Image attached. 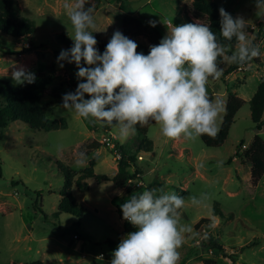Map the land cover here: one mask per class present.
<instances>
[{
    "label": "rangeland",
    "instance_id": "374dc122",
    "mask_svg": "<svg viewBox=\"0 0 264 264\" xmlns=\"http://www.w3.org/2000/svg\"><path fill=\"white\" fill-rule=\"evenodd\" d=\"M9 1L18 17L35 22L36 31L33 36L22 39L0 31V79L17 84L12 76L16 67L24 66L36 73L54 66L57 79L47 88L42 103L53 107L52 119H65L68 127L34 130L17 121L5 130L0 128V263L111 264L113 252L107 241L118 242L126 235L121 205L134 194L163 188L179 196V189L188 191L185 205L178 211L180 223L190 227L191 231L184 233L179 264L183 260L186 264H203L205 258L216 260V264H264V178L258 186L253 185L251 167L244 154L255 136L264 140V126L261 131L255 128L249 102L236 115L222 147H207L200 137L167 138L155 124L147 135L154 144L152 152H138L141 139L136 131L122 138L117 126H102L94 118L69 114L62 107L63 95L74 92L79 83L75 75L78 71L76 65L65 61L61 68L57 62L61 50L68 49L61 39L62 34L66 33L74 43L70 36L74 35V28L64 7L65 0ZM193 2L123 0V5H119L108 0H93L96 27L90 30L94 31L97 40L109 42L115 31L122 30L123 19L134 17L143 21L147 29L157 28L165 36L169 31L168 23L170 26L187 23L183 6L191 11ZM231 2H236L239 7L236 16H244L243 10L247 9L255 21L264 14V11L258 13L256 0ZM152 19L158 21L156 27L148 24ZM200 20L207 22L206 19ZM137 40L149 44L142 36ZM31 43L34 45L32 53L20 55V48H32ZM228 63L225 61L226 65ZM258 70L261 74L263 66ZM260 81L259 76L249 77L237 90L238 96L247 99L255 93ZM233 86L236 85L224 83L221 77L214 82L209 80L207 85L214 100L223 102L219 130L225 115L226 89L233 91ZM86 98H90L88 94ZM112 136L120 146L137 155L138 160L129 170L141 174L124 188V196L118 194L123 189L117 188L113 182L86 179V190L74 183L73 196L87 211L80 219L72 214L57 215L62 200L60 192L66 181L61 168L79 171L93 163L96 175L113 176L117 173L115 166L119 160L100 142L102 138ZM94 142L102 147L96 149L92 146ZM243 145L246 148L237 156V150ZM82 152L86 154V163L78 166L76 160ZM231 157L234 159L228 164ZM139 183L144 187L138 186ZM117 195L121 197L115 201ZM193 197L197 198V203H193ZM115 206L121 210L118 212ZM214 209L220 214L214 215ZM202 218L211 222L195 230ZM76 235L78 239H75ZM209 235L218 240L226 254L204 246ZM101 253L106 259H97Z\"/></svg>",
    "mask_w": 264,
    "mask_h": 264
},
{
    "label": "clouds",
    "instance_id": "9594fccd",
    "mask_svg": "<svg viewBox=\"0 0 264 264\" xmlns=\"http://www.w3.org/2000/svg\"><path fill=\"white\" fill-rule=\"evenodd\" d=\"M85 3H64L74 28V35H70L74 43L70 49L61 50L57 62L61 68L65 61L75 63L79 81L74 92L63 95L62 107L67 113L94 118L102 126H117L122 138L150 120L167 138L215 137L223 102L210 98L207 85L210 78L223 75L217 61L225 48L211 27L200 22L169 26L168 33L159 44L150 46L148 54L138 52L137 42L117 30L101 53L90 30L96 27L93 9L86 8ZM256 6L258 13L264 11V0H256ZM219 12L221 34L237 40L235 51L224 59L243 64L260 56L259 46L245 31V18L234 17L223 7ZM157 23L148 21L152 27ZM12 76L21 85L36 81L35 73L24 66L16 67ZM85 157L80 153L76 164L84 165ZM192 200L198 202L196 197ZM184 205L182 196L163 188L132 195L121 208L123 218L137 230L121 239L111 264H179L184 233L191 231L180 223L178 210Z\"/></svg>",
    "mask_w": 264,
    "mask_h": 264
},
{
    "label": "trees",
    "instance_id": "16d2710c",
    "mask_svg": "<svg viewBox=\"0 0 264 264\" xmlns=\"http://www.w3.org/2000/svg\"><path fill=\"white\" fill-rule=\"evenodd\" d=\"M108 1L123 5V0ZM95 6L96 5L93 4V0H86V8L91 7L94 11ZM220 8L221 7L216 2H212L210 0H194L191 11L187 6H184V16L187 23H205L200 19H206L207 22L205 24H208L211 27V30L216 34L218 42L222 46H224L226 50L237 45V40L235 37L229 40L223 37V35L221 34V17L219 12ZM231 14L233 15V13ZM258 28L260 30L256 31L254 27L249 24H246L245 28L247 35L255 36V39L252 42L257 46L263 38L262 27L260 24H258ZM0 31L15 39L29 38L35 34L36 24L31 19L18 17L17 13L13 10V6L9 0H0ZM121 32L124 35L128 36L130 39L136 41L138 44L137 51L143 52L144 54H148L150 51V46L159 44L161 39L164 37L163 33L159 29H147L143 21L134 17H125L123 19ZM140 36L146 38L150 44L146 45L136 40L137 37ZM61 39L66 44L67 48L70 49L73 43L70 41L68 35L66 33L62 34ZM97 41V47L99 48L101 53H103L108 42L104 40ZM31 47L32 48L23 47V50L19 52V54H31L34 45L32 44ZM252 61L259 62V58H253L252 60L247 61L243 64L232 62L230 66L224 71L223 76L226 77L231 73H234L235 71L248 66ZM217 63L219 67H223L224 54L223 56L218 58ZM70 64L75 65V63ZM35 75L36 81L34 83H26L23 85L14 84L10 81L0 79V128L2 130H5L9 126V124L17 121L27 124L31 129L34 130L51 131L67 129L68 124L66 120L61 119L60 121H57L55 119H52V114L54 112L53 107L49 105H43L42 103L47 88L52 85L57 79L55 67L50 66L45 71L36 72ZM209 80L214 82L218 79L210 78ZM227 92L228 93L224 120L217 135L215 137H211L206 134L199 136L207 147L219 148L225 144L235 122L236 115L247 103L244 99L229 91V89L227 90ZM209 96L214 100V96L212 94H209ZM249 104L251 117L255 128L258 131H261L264 126V79L260 83L252 99L249 101ZM155 124H157L155 121L150 120L147 124H144L142 126L138 124L136 126V132L141 139V142L137 148L138 152H152L153 142L147 138V135L151 126ZM92 146H94L96 149H99L102 147V144L94 142ZM118 149L122 154V159L118 161L119 170L114 177L96 175L94 173L93 163L88 168L79 171L70 168H68L67 170L61 168L66 181L64 188L60 192L62 200L59 204L57 215L63 213L72 214L80 219L81 214L87 211V209L80 205L76 198L73 196L72 187L74 183H76V185L80 189L86 190L87 185L84 183V181L86 179L94 178L98 182H113L117 188H124L138 178V175L141 174L140 172L136 171L132 173L129 170L132 164H134L138 160L137 155L132 154L120 145H118ZM241 150L242 148H239L237 150V156L241 155L239 153V151ZM244 154L251 166L252 183L254 186H258V184L264 178V140L258 135L255 136L253 142L251 143V146ZM233 159L234 158L231 157L227 163L230 164ZM1 176L2 168L0 165V177ZM75 177L78 178L74 182ZM179 194L184 198V200L188 197V191L186 190L179 189ZM219 214L220 213L214 209V215ZM210 222V219L202 218L195 225V230H199ZM135 230H137L136 227L131 223L125 224L124 231L126 234ZM107 243L111 251L114 252L120 241L116 242L109 239ZM203 243L206 248H213L214 250L225 253L222 246L218 243V240L212 235H209L207 240H205ZM202 262L203 264L217 263L216 260L208 258L202 259ZM28 264L44 263L42 261H33ZM180 264H186V260H183Z\"/></svg>",
    "mask_w": 264,
    "mask_h": 264
},
{
    "label": "crops",
    "instance_id": "0c3cea01",
    "mask_svg": "<svg viewBox=\"0 0 264 264\" xmlns=\"http://www.w3.org/2000/svg\"><path fill=\"white\" fill-rule=\"evenodd\" d=\"M210 1H212V2H216L220 7H223L225 10H227V11H229V12H231V13H233V15H234V17H236V11L237 10H239V7L236 5V2H234V3H232L231 2V0H210ZM185 6V5H184ZM183 6V7H184ZM243 14H244V18H245V20H246V24H249V25H251V26H253V27H255L256 25H258L259 23H260V19H261V17H257L256 19H255V21L254 20H252V18H253V15H250L249 14V11H247V9L246 10H243ZM251 13V12H250ZM169 24V26L171 25L170 23H168ZM249 36V38L253 41L254 39H255V36H250V35H248ZM137 40V39H136ZM150 44V43H149ZM148 44V45H149ZM147 45V44H146ZM258 46H259V48H260V51H261V55L260 56H258V58H259V62H255V61H252L248 66H246V67H243V68H241V69H239V70H237V71H235L234 73H231L230 75H228V76H226V77H224L223 75L221 76V78H222V80H223V82H226V83H234V85H236V86H233L234 88H233V91H231L232 93H234V94H236L237 96L239 95L238 93H237V90H240L239 88H240V86L242 85V84H246V81H248V79H249V77H252V78H255V77H257V76H259V78H260V83L262 82V80L264 79V71L260 74V71L258 70L259 69V67L260 66H263V68H264V37L262 38V40L259 42V44H258ZM235 49H236V45L234 46V47H231V48H228V49H226L225 50V52H224V56H230L231 55V53L233 52V51H235ZM255 58H257V57H255ZM225 59H224V65H223V70L225 71L229 66H230V64L231 63H228L227 65L225 64ZM224 71H223V73H224ZM241 79V81H239ZM233 81V82H232ZM235 81V82H234ZM260 85V84H259ZM236 87V88H235ZM259 87V86H258ZM258 89V88H257ZM226 90H228V89H226ZM257 91V90H256ZM256 91H254L255 93H256ZM228 93V92H227ZM255 93H251V95L247 98V99H244L246 102H249L251 99H252V97L254 96V94ZM225 93H222V95H224ZM153 146H154V144H153ZM244 148H246V146L244 147ZM242 151V150H241ZM95 167V166H94ZM251 167V166H250ZM115 170H116V172L118 173V170H119V168H118V163H117V166H115ZM116 173V174H117ZM115 174V175H116ZM115 175H113V176H108V177H114ZM77 179V178H76ZM251 181H252V174H251ZM128 186V185H127ZM127 186L126 187H124V188H127ZM142 186H143V184H142ZM141 187V186H140ZM124 188H122L123 190L121 191V192H119V193H122V196H124V195H126V194H124V193H126V191L124 190ZM127 193H129V192H127ZM119 197H121V196H119V195H117V197H114V200L116 201V199L115 198H119ZM116 207V209H117V211L119 212L121 209H119V207H117V206H115ZM124 230H125V225H124ZM125 232V231H124ZM78 241V240H77ZM102 254V253H101Z\"/></svg>",
    "mask_w": 264,
    "mask_h": 264
},
{
    "label": "built area",
    "instance_id": "2783aa9c",
    "mask_svg": "<svg viewBox=\"0 0 264 264\" xmlns=\"http://www.w3.org/2000/svg\"><path fill=\"white\" fill-rule=\"evenodd\" d=\"M262 27V35L264 36V14H262L261 19H260V23H259ZM254 29L256 31H259L260 29L258 28V25L254 27ZM29 47V46H28ZM104 146H106L107 148H109L110 150L113 151V154L115 155V159L116 160H121L122 159V154L120 152V150L118 149V143L116 142V138L114 136L112 137H104L102 138V140L100 141ZM245 146H243V150ZM140 160H143V157L140 156L139 157ZM142 185V183H139L138 186ZM125 220V219H124ZM126 223H130L129 221L125 220ZM75 239H78V236H75ZM97 259L99 260H104L106 259L105 254H100L99 257H97Z\"/></svg>",
    "mask_w": 264,
    "mask_h": 264
},
{
    "label": "water",
    "instance_id": "95a60500",
    "mask_svg": "<svg viewBox=\"0 0 264 264\" xmlns=\"http://www.w3.org/2000/svg\"><path fill=\"white\" fill-rule=\"evenodd\" d=\"M22 50H23V48L21 47V48H20V51H22Z\"/></svg>",
    "mask_w": 264,
    "mask_h": 264
}]
</instances>
